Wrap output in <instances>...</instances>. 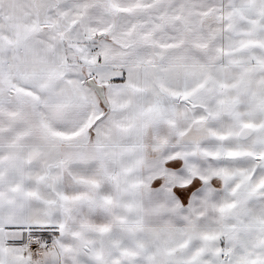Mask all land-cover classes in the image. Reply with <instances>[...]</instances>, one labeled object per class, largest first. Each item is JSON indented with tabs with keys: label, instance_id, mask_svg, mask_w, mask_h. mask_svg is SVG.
Masks as SVG:
<instances>
[{
	"label": "snow or ice",
	"instance_id": "obj_1",
	"mask_svg": "<svg viewBox=\"0 0 264 264\" xmlns=\"http://www.w3.org/2000/svg\"><path fill=\"white\" fill-rule=\"evenodd\" d=\"M0 264H264V0H0Z\"/></svg>",
	"mask_w": 264,
	"mask_h": 264
}]
</instances>
